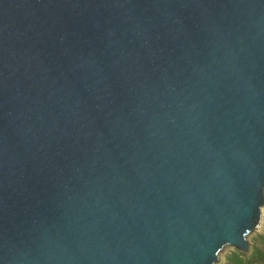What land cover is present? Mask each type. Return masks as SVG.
I'll return each mask as SVG.
<instances>
[{"label": "water", "instance_id": "water-1", "mask_svg": "<svg viewBox=\"0 0 264 264\" xmlns=\"http://www.w3.org/2000/svg\"><path fill=\"white\" fill-rule=\"evenodd\" d=\"M264 205V0H0V264H215Z\"/></svg>", "mask_w": 264, "mask_h": 264}, {"label": "trees", "instance_id": "trees-1", "mask_svg": "<svg viewBox=\"0 0 264 264\" xmlns=\"http://www.w3.org/2000/svg\"><path fill=\"white\" fill-rule=\"evenodd\" d=\"M225 264H264V233L257 236L249 254L235 249L227 256Z\"/></svg>", "mask_w": 264, "mask_h": 264}, {"label": "rangeland", "instance_id": "rangeland-1", "mask_svg": "<svg viewBox=\"0 0 264 264\" xmlns=\"http://www.w3.org/2000/svg\"><path fill=\"white\" fill-rule=\"evenodd\" d=\"M261 233H264V205L262 206V213H261V220L259 224L247 234V238L250 242V248L248 251L242 250L237 248L236 246L232 244H226L224 245L221 250L219 251L218 260L215 262V264H225L227 262V256L231 253V251L238 249L244 252L245 254H249L253 245V242L257 238V236Z\"/></svg>", "mask_w": 264, "mask_h": 264}]
</instances>
